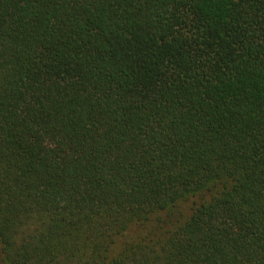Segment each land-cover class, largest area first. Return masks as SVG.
<instances>
[{
  "label": "trees",
  "instance_id": "16d2710c",
  "mask_svg": "<svg viewBox=\"0 0 264 264\" xmlns=\"http://www.w3.org/2000/svg\"><path fill=\"white\" fill-rule=\"evenodd\" d=\"M0 264H264V0H0Z\"/></svg>",
  "mask_w": 264,
  "mask_h": 264
}]
</instances>
